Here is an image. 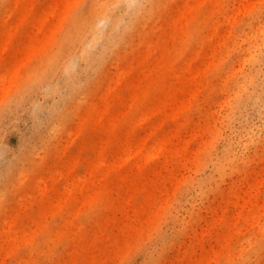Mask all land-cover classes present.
<instances>
[{
  "label": "rangeland",
  "instance_id": "1",
  "mask_svg": "<svg viewBox=\"0 0 264 264\" xmlns=\"http://www.w3.org/2000/svg\"><path fill=\"white\" fill-rule=\"evenodd\" d=\"M196 1L172 68L200 79L162 82L178 112L154 87L183 0H162L125 44L101 41L97 55L113 51L77 69L79 100L67 76L49 96L54 81L27 74L33 34L53 54L90 0H0V264H264V0Z\"/></svg>",
  "mask_w": 264,
  "mask_h": 264
},
{
  "label": "bare ground",
  "instance_id": "2",
  "mask_svg": "<svg viewBox=\"0 0 264 264\" xmlns=\"http://www.w3.org/2000/svg\"><path fill=\"white\" fill-rule=\"evenodd\" d=\"M23 1L26 0H21V2ZM183 1L184 4L180 9L181 15L179 17V20L176 22L175 30L170 36L171 39H175L178 44L173 42L167 47L171 51V57H169L165 62V70L168 78L160 75L159 82L154 87V92L157 96L165 97L164 101H162L161 104L162 110L164 111H166L168 107L177 111L178 107L174 104H176L179 99L181 100L182 97L175 93V90L177 89L173 88L172 86H164L162 83L164 81L163 79L179 80L182 82V86L184 88V83H186L187 80L196 82L200 79L199 74L194 73L191 75L190 73H188L190 70L189 65L191 64V62H188L186 67L177 68V70L172 68L176 63V60L179 58V56L176 55L178 50L176 46L179 45L183 47L186 44L189 35L191 34V30L189 29L190 24L195 18V14L198 10L197 6L199 5V1L196 0ZM63 2H65L66 4L64 8H68L67 12H69L72 9L70 6L75 3V0H63ZM161 2L162 0H90V9L88 14L86 13L87 15L84 19L82 18V20H79L80 22H78V19L81 18L79 17L80 13L78 16L76 15V17L73 16V19H71L72 17H69L71 20L68 26L60 30V32L62 33V38H60L58 41V47L56 48L57 50H55V52L50 55L48 54V51L49 49L51 50V48H49L51 44H47L48 42L43 43L44 40L41 37H38L39 32H45V30H43L44 28H40L38 30L39 32H35V34H33V38L36 41V44L34 46V53L36 54V56L39 55L37 59L38 61L33 69L27 74V80L33 82L35 85L49 79L53 80L54 83L48 88L47 91V94L51 96L59 89L62 77L63 75H65L72 81L71 91L74 95L73 98H77L79 100L80 96L78 95V93H81L80 91L83 88L79 86L80 84L77 81V69L81 65H83V63H86L87 66L93 69H97L98 67H100L101 63L105 59H107V56L110 55L113 51V48L111 47L103 51V53H100V55H97L94 50L95 47L106 38L112 39L115 44L114 46H119L122 43L125 44V42L127 41V36H125L127 34L126 32H131L134 28H136L142 18L149 15L150 11L155 8H160ZM116 8L121 9L117 11ZM21 10L22 9H20L16 5L14 8H12L11 14L13 12H20L21 14H24V10ZM57 11L58 9L56 7H52L49 12L54 14ZM77 17L79 18L75 19ZM74 20H76L78 23ZM11 34H13L12 29H10V32L8 33L9 37ZM155 46L156 43L151 41L148 48H151V50H153ZM2 58L3 57H0V60ZM16 69L17 68H13L10 74L4 75L2 77L3 84L7 82V89L10 88L12 82L14 81V78H16L18 75ZM120 76L124 77L125 75L124 73H120ZM135 89L138 98L141 89L140 85L137 84L135 86ZM144 89L147 91V88ZM181 109L182 107L179 106L178 112ZM59 110L61 109L55 108L54 116L59 112ZM105 113L106 109H100L99 107H97L96 114L94 116L95 118L96 116L99 117V121L101 122L103 121ZM54 116L49 119L50 127L54 126L53 124H55L54 118L56 117ZM100 122L92 121V126H96L98 124L102 125V122ZM112 125L115 126L116 123H113ZM142 142L143 141L141 140H138L137 142V153L143 150ZM157 150H159L158 145H154L147 152V156H150L152 154L154 155L155 153H157ZM131 156L132 154L130 150H127V159ZM104 162L105 159L102 158L101 163L104 164Z\"/></svg>",
  "mask_w": 264,
  "mask_h": 264
}]
</instances>
